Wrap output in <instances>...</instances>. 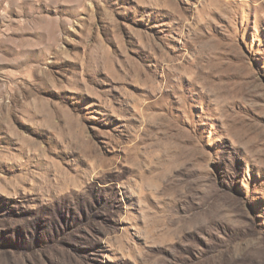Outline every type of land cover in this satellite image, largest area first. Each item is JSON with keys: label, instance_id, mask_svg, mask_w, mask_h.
I'll return each mask as SVG.
<instances>
[{"label": "rangeland", "instance_id": "374dc122", "mask_svg": "<svg viewBox=\"0 0 264 264\" xmlns=\"http://www.w3.org/2000/svg\"><path fill=\"white\" fill-rule=\"evenodd\" d=\"M0 264H264V0H0Z\"/></svg>", "mask_w": 264, "mask_h": 264}]
</instances>
